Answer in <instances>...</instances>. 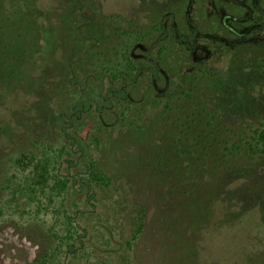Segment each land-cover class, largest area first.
Here are the masks:
<instances>
[{"label":"rangeland","instance_id":"obj_1","mask_svg":"<svg viewBox=\"0 0 264 264\" xmlns=\"http://www.w3.org/2000/svg\"><path fill=\"white\" fill-rule=\"evenodd\" d=\"M16 2L8 6L22 12L0 36V59L17 65L0 83V264H220L207 249L203 222L182 224L177 238L170 236L159 184L149 178L158 172L154 158L170 159L176 147L170 125L183 105L199 103L200 120L203 108L211 109L206 99L233 125L243 113H264V39L234 43L257 20L237 22L246 12L226 0ZM183 34L188 48L177 41ZM252 36H264L262 29ZM208 51L222 69L232 56L237 72L186 97L181 91L204 85ZM110 86L124 87L125 99L103 100ZM48 96L37 113L17 110ZM80 96L92 100L89 111L71 124L60 120ZM21 153L27 159L17 163ZM87 168L105 178L93 183L90 198L72 184ZM164 169L170 177V165ZM227 180L252 196L260 186L257 177Z\"/></svg>","mask_w":264,"mask_h":264},{"label":"trees","instance_id":"obj_2","mask_svg":"<svg viewBox=\"0 0 264 264\" xmlns=\"http://www.w3.org/2000/svg\"><path fill=\"white\" fill-rule=\"evenodd\" d=\"M16 1L18 0H0V36L4 33L5 27L13 26L14 17L18 16L16 14L22 12L18 9L19 5L15 9L8 6L9 4L14 5L17 3ZM20 9L22 10V6ZM196 33L197 29L191 28V35L196 36ZM165 34H162L159 39L163 38ZM177 41L188 45L184 34ZM193 47L190 46V49ZM207 53L204 62L210 60V63L206 62L205 67L201 69L202 78L205 80L204 85L195 88L194 84L187 90L181 91V94L186 97H189V94L195 90L210 91L214 89L215 85L222 82L223 77L237 72L234 65L230 63L231 59L234 60L232 56L227 62V66L222 69L214 65L212 53L209 51ZM16 69L17 65L13 66L0 59V83L3 80H8L11 76L10 73ZM222 70L224 71L222 72ZM150 71L153 81L157 80V70L150 69ZM221 72L223 76H220ZM128 76L130 81L136 79V75L128 74ZM232 83L234 87L235 79ZM48 84L50 83L48 82ZM179 88L180 85H177L173 92H177ZM107 94L110 96H105L103 100L108 101L111 98L121 100L127 96L124 87L113 88L110 86ZM228 96L232 99L237 98L229 88ZM49 97L42 98L40 102L33 104L32 102L24 103L17 110L21 114H25V111L33 108L37 113L50 100ZM171 100L172 98H170ZM203 102L205 106L211 108L210 111L203 108L206 113L203 119H197L201 115V113H196L198 107L201 106L199 103L192 106L187 103L183 105V111L174 113L170 125V138L173 139L176 147H170V159L154 158L153 170H158V172L157 174L152 173L149 178L159 184V190L156 189L162 197V205L167 213L169 220L167 227L170 230V236L176 237L182 224L189 223L191 225L196 221L203 222L206 228L205 237L209 241L207 249L212 254L215 252L214 259L218 260L220 264H264V206L261 205V202L264 201V113L249 110L250 112L243 113L240 116L242 119H238V122L233 125L222 122L224 116L215 115L216 110L219 109L218 106L215 105L213 108V104L206 99ZM232 104L233 102H229L228 106ZM91 105V99L80 96L70 103L67 113L60 114V120L64 122L70 120L68 123L71 124L72 121L79 120L84 112L89 111ZM171 106L170 103V110ZM175 107L177 110L179 105L176 104ZM257 117H261L263 121L258 120ZM61 129L73 144L75 137L65 131L66 127ZM183 136L186 137L185 141L182 140ZM33 145H39V152L43 153V144L35 141ZM24 159H27V156L25 153H21L16 161L19 163ZM66 161L69 166L76 165L74 160ZM169 165L170 177L164 169L169 168ZM158 166L162 168L158 169ZM86 171L89 172L86 177L73 176L72 184L78 182L80 187L85 188V192L90 198L93 183L104 181L105 178L90 168H87ZM256 177L260 180V186L253 196L249 190H242L235 180L231 184H226L227 178L231 180L240 178L249 181ZM211 242L212 244L209 246ZM195 246V244L191 245V247ZM191 251L193 252L192 258H196L197 251L193 248ZM187 252L189 253L188 248L183 250L182 255L188 254Z\"/></svg>","mask_w":264,"mask_h":264},{"label":"flooded vegetation","instance_id":"obj_3","mask_svg":"<svg viewBox=\"0 0 264 264\" xmlns=\"http://www.w3.org/2000/svg\"><path fill=\"white\" fill-rule=\"evenodd\" d=\"M228 2L233 3L237 7L245 10V16H234V19L237 22H243L247 19L257 20L253 24H251L247 30L239 35V38L234 41L236 44L244 43V42H255L257 40L264 39V36H252L248 38L247 36L255 29H262L264 35V0H226ZM249 2V4H248ZM173 13H170V18H173ZM228 17V16H226ZM233 17V16H230ZM191 32V28L189 29ZM198 35V33H196ZM195 41V40H194ZM188 43V40H187ZM194 46V47H193ZM188 48V46H186ZM190 47V46H189ZM191 47L195 48V45Z\"/></svg>","mask_w":264,"mask_h":264}]
</instances>
